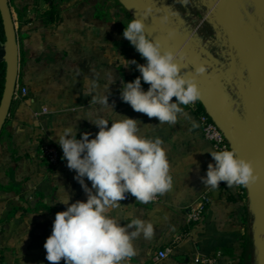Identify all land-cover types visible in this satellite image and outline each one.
Masks as SVG:
<instances>
[{
    "label": "crops",
    "instance_id": "0c3cea01",
    "mask_svg": "<svg viewBox=\"0 0 264 264\" xmlns=\"http://www.w3.org/2000/svg\"><path fill=\"white\" fill-rule=\"evenodd\" d=\"M9 1L20 56L17 87H27L29 93L22 98L14 96L0 135V264H49L44 243L52 233L56 213L67 208L59 202L65 193L71 197L70 204L87 200L75 179L76 172L62 159L56 133L73 124L78 128L77 139L82 133L95 138L99 128L86 119L101 115L111 121L115 111L139 120L143 136L162 139L172 177L171 189L160 194L159 201L142 204L127 194L129 198L113 211L122 225L141 218L154 227L151 238L141 236L133 242L136 255L124 264H196V254L212 256L217 252L222 253L221 264H259L251 197L224 182L217 189L202 182L208 164L215 163L209 152L216 150L204 137L197 113L186 106L187 115L179 116L175 125H160L156 118L134 111L121 99L122 82L140 75L130 61L146 62L123 37L134 13L121 0ZM156 1L165 2L167 9L176 13L173 20L180 30L193 33L215 57L217 67L230 73L232 84L238 81L231 93L237 92L238 107L246 116L253 65L226 25L218 24L214 15L206 17L209 0H189L187 5ZM237 2L242 29L259 34L260 39V0ZM54 5L57 14L50 20L45 11ZM3 73L0 68V78ZM86 80L99 85L87 96ZM145 85L142 81V87ZM93 95H109L114 108L94 106ZM259 105L264 108V92L255 97L254 106ZM43 140L61 148L57 166L39 157ZM85 183L91 188L87 178ZM206 193L210 203L203 219L188 224L189 208ZM167 246L172 252L155 260L158 251Z\"/></svg>",
    "mask_w": 264,
    "mask_h": 264
},
{
    "label": "clouds",
    "instance_id": "9594fccd",
    "mask_svg": "<svg viewBox=\"0 0 264 264\" xmlns=\"http://www.w3.org/2000/svg\"><path fill=\"white\" fill-rule=\"evenodd\" d=\"M176 2L187 5L189 0ZM154 10L162 11L147 4L141 13L143 18L134 16L124 27L123 37L146 62L130 61L140 75L134 81L122 82L120 96L134 111L156 118L160 125H175L179 116L187 115L186 106L202 99L196 77L207 73L208 67L205 64L196 66L195 75L182 72L188 59L184 48L175 51L163 48L161 41L153 39L147 31L145 20ZM159 20L166 25L170 16L164 13ZM168 36L174 37L175 31L170 30ZM142 81L149 85L146 91ZM98 87L95 80H86L85 96ZM108 97L93 95L92 104L114 108ZM115 113L111 121L101 115L86 119L99 128L95 138L90 139V133H82L77 139L78 128L73 124L56 133L63 151L62 159L76 172L75 179L81 184L87 200L70 204L71 197L62 188L66 195L59 203L67 208L56 213L52 233L44 243L49 264H60L61 260L65 264H124L136 255L133 242L141 236L148 239L154 234L150 221L132 218L122 225L121 219L112 213L127 194L146 204L171 189L172 177L164 142L158 137L143 136L139 120ZM209 153L215 163L207 166L206 176L202 177L204 186L217 189L224 182L227 187L247 188L260 179L253 163L239 157L235 149ZM85 178L91 182V188Z\"/></svg>",
    "mask_w": 264,
    "mask_h": 264
},
{
    "label": "water",
    "instance_id": "95a60500",
    "mask_svg": "<svg viewBox=\"0 0 264 264\" xmlns=\"http://www.w3.org/2000/svg\"><path fill=\"white\" fill-rule=\"evenodd\" d=\"M121 2L138 18H143L141 13L149 3L153 4L154 9L157 7L162 9L160 12L154 10L153 14L145 20L146 28L153 39L161 41L163 48L173 51L184 48L188 59L186 66L182 68L183 73L195 75L196 66L207 65L208 72L196 77L202 91L200 102L223 129L237 155L251 161L255 172L260 177L257 183L248 187V191L255 215V239L260 251L259 264H264V108L260 105L254 106L256 95L262 96L264 92V0H260L259 17L263 23V26H260V39H258L259 34L242 29L237 0H209L210 7L206 16L214 15L218 24L226 25L242 49L246 51L253 65L251 85L245 98L246 116L238 107L235 98L237 92L231 93L233 86L238 85V81L232 84L230 73H223L217 67L215 57L194 39L192 32L180 30L173 20L172 12L165 6V2L160 4L156 0H121ZM164 13L170 16L169 23L166 25L161 24L159 20ZM0 14L3 19V27L0 28V68L4 72V87L0 99L1 135L10 114L17 87L20 56L17 30L9 0H0ZM170 30L175 31L174 37L168 36ZM254 109L257 111L256 114Z\"/></svg>",
    "mask_w": 264,
    "mask_h": 264
},
{
    "label": "built area",
    "instance_id": "2783aa9c",
    "mask_svg": "<svg viewBox=\"0 0 264 264\" xmlns=\"http://www.w3.org/2000/svg\"><path fill=\"white\" fill-rule=\"evenodd\" d=\"M148 87L149 85L146 84L143 88L144 90H147ZM28 93L29 90L27 89V87H16L14 96L22 98L27 96ZM199 102L200 101L189 105V107L197 113V118L206 140L213 146L216 151L223 150L225 148L233 149L225 132L220 127V125L211 117L210 113L206 109H199ZM61 152V148L57 144L52 143L51 141L43 140L40 145L39 157L47 161L50 165L57 166L61 161ZM222 183L223 182H221V185L219 187L222 186ZM237 187L241 194L250 196L248 187ZM128 198L129 195H127L126 199ZM159 200L160 194L156 195L151 202H156ZM209 203L210 198L207 193L203 195L196 203H194L189 208V213L187 216L188 224L200 222L204 217L206 206ZM172 249L173 248L171 246H167L159 250L155 256V260L159 261L166 258L172 252ZM221 257L222 253L217 252L212 256L196 254L194 259L196 264H221Z\"/></svg>",
    "mask_w": 264,
    "mask_h": 264
},
{
    "label": "trees",
    "instance_id": "16d2710c",
    "mask_svg": "<svg viewBox=\"0 0 264 264\" xmlns=\"http://www.w3.org/2000/svg\"><path fill=\"white\" fill-rule=\"evenodd\" d=\"M16 12L18 13L19 10L16 9ZM56 14H57V9H56L55 5L50 7V9L45 11V15L50 20H54ZM2 27H3V19H2V16L0 14V28H2ZM3 87H4V73H3V75L0 78V99H1V96H2V92H3ZM199 109H205V107L203 106V104L201 102H199Z\"/></svg>",
    "mask_w": 264,
    "mask_h": 264
}]
</instances>
